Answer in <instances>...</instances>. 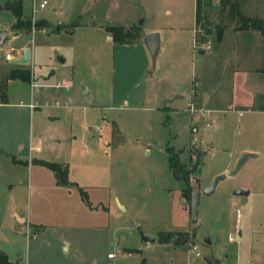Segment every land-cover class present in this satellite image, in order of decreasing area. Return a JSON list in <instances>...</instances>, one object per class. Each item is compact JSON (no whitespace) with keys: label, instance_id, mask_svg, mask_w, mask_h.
<instances>
[{"label":"rangeland","instance_id":"rangeland-1","mask_svg":"<svg viewBox=\"0 0 264 264\" xmlns=\"http://www.w3.org/2000/svg\"><path fill=\"white\" fill-rule=\"evenodd\" d=\"M240 1L248 5L242 14H262L264 0ZM213 2L218 9L219 0ZM47 7L66 26L57 33L48 29V36L38 30L30 32V47L37 55L28 65L32 81L52 83L54 75L49 81L45 77L58 64L55 57H61L67 70L63 76L72 82L69 94L84 104L103 102L107 107L100 114L112 116L120 131H114L115 139L121 145L110 150L111 146L98 138L107 124L101 120L88 123L87 137L93 135L94 139L85 145L93 156L79 162L94 170L95 184L106 187L96 191L94 198L104 203L105 212L99 210L95 216L87 214L75 188L54 184L52 172L29 159L14 161L0 152V264H137L140 257L135 252L126 254L127 249L143 245L137 227L143 235L158 232L157 240L170 233L176 243L181 234L188 233L184 243L162 248L154 244L152 250L142 252L143 257H162L166 264L169 257L172 264H182L185 259L190 264H204V254L222 264H264V111L228 108L231 68L254 64L264 70V37L259 34L257 42L247 32H238L242 30L224 13L223 39L212 43L211 32L201 46L196 37L204 32L194 28V0H48ZM28 8L30 13V3ZM205 14L212 27L217 12L206 8ZM34 16L38 18L37 13ZM105 25H138L140 34L158 31L162 50L155 68L146 48L144 59L138 51L142 35L128 44L113 43L107 39ZM205 45L208 47L203 48ZM198 47L207 52L199 54ZM3 56L0 53V80L5 70ZM144 66L148 70L142 71L141 77ZM192 77L200 82L195 91ZM140 87H145V106H169L173 112L165 109L161 115L139 108L129 110L124 104L111 107L112 96L137 93ZM84 90L92 93V100L82 98ZM6 93L8 103L0 106V148L13 150L30 134L33 140H42L41 156L59 160L56 158L66 146L44 136L48 122L41 106L34 109L30 132L28 104L32 101L39 106L49 90H30L28 81L12 78ZM189 101L209 111L193 123L197 132L192 134L186 111ZM96 125L101 127L99 132ZM192 137L195 147L205 149L193 172L194 159H182L189 154ZM167 146L174 149L173 155L182 157L177 161L183 169L173 178L167 167ZM242 151L257 153V157H248L234 176L219 180L211 194L199 196L195 235L191 237L193 225L188 219L182 227L181 215H185L179 212L180 206L189 214L190 191L200 190L214 175L231 169ZM87 170L83 167L80 176ZM236 188L249 193L233 195ZM12 210L24 215L26 221L20 224ZM204 238L209 244L203 243ZM63 239L70 243L67 252ZM192 245L198 256L191 251Z\"/></svg>","mask_w":264,"mask_h":264},{"label":"crops","instance_id":"crops-1","mask_svg":"<svg viewBox=\"0 0 264 264\" xmlns=\"http://www.w3.org/2000/svg\"><path fill=\"white\" fill-rule=\"evenodd\" d=\"M15 1H19L21 3V13H22V19H32V21L36 20L37 22L42 23L43 25L40 26L39 28H31L30 31H26L23 29H13L12 25L16 22V17L15 15L8 9L4 8L3 5L7 2H15ZM36 1H40V0H36ZM238 2V6L240 7L239 10L242 11L244 8L246 9L247 2H242L240 0H237ZM29 3H30V13H29ZM27 5V7H26ZM31 5H32V1L30 0H2L0 2V32H5L8 35H10V39H6L3 44L0 46L1 51L0 53L3 52V57H4V63H5V70L4 73H2L1 75L3 79L4 75L7 74L10 70L12 69H28V65L30 64L31 61H35L37 58L36 55V50H34V48L30 47V32L31 31H35L38 30L43 34H46L47 36L49 35V33H47V30L50 29L51 32L57 33L58 31H60L61 29H65L66 24H64L61 20H59L57 17L54 18V10H50L48 9L47 5H48V0H46L45 5L42 8H36L37 11L35 12H31ZM253 5V4H252ZM244 7V8H243ZM253 9L255 8V6H252ZM262 8V14H245V16H249V17H258L260 19H262L264 21V8ZM244 9V10H245ZM53 12V13H52ZM34 13L38 14V18H35ZM242 13V12H241ZM59 14V13H58ZM55 14V15H58ZM244 15V14H243ZM53 17L54 20H51ZM75 26V24H71V26ZM87 26H93L91 23H87ZM107 26V25H105ZM104 26V29H105ZM132 25L129 26H122L124 28H128ZM67 31L71 32L70 28L67 29ZM106 31V30H105ZM195 31V29H194ZM150 32V31H149ZM158 32V31H157ZM238 32H247V34H250L249 37L250 39H255L257 42L258 40H260L259 38V32L257 31H247V30H242V31H238ZM107 33V39L111 40V36L109 35V33L106 31ZM159 33V32H158ZM143 33H141L142 35ZM224 32L222 33L221 39L220 41L223 39L224 37ZM219 41V42H220ZM264 41V39L262 40ZM142 42V40H141ZM162 37L161 35H159V50L156 56V59L160 53V51L162 50ZM206 43H201V46L204 45ZM137 46V45H136ZM28 47L29 48V61L25 64H17V63H10L7 61V59H11L13 57H21L23 54L24 49ZM208 47V45H205L206 48ZM139 53L141 55V58L144 59L145 57V46L142 42V45H140L139 47ZM141 48V49H140ZM199 48V47H198ZM203 48H199V54H203L205 51ZM209 52V51H208ZM211 53V52H209ZM255 56V55H254ZM255 61L257 60V57H254ZM253 58V61H254ZM155 59V62H156ZM55 60L57 61L58 64H56L53 67V70H51V72L45 77L46 81H49V77L51 75H54V80L52 83H57V82H61L64 83L66 85L65 88L60 87L58 90H53L51 88L48 89H44V91L49 90L48 95L44 96L43 99H41V97H39V101L41 99L42 103L37 106L36 102H32L30 101V103L28 104V117L30 119V132L32 131V123H33V114H34V109L38 108V107H42L45 109L44 114L46 115L47 118V122H48V127H46L43 132H44V136L45 137H51L52 139H56V142L58 144H64L66 146L65 151L63 152V154L61 155L60 158H56L59 160L53 161V160H48V158H44V156H41L40 154L43 152V148H42V140H40V138H37L40 140V150L38 152H30L29 151V143L30 140H33L29 134L28 138L25 139L23 142L19 143L17 142L14 146L15 149L11 150V148L9 149H1L0 148V152L5 154L6 156H12L11 159H13L14 161H18L17 159H29V161L33 162L36 165H40L42 167H44L43 165H41L38 161H46V162H53V163H58L62 166H65L67 169V173H66V178H67V182L65 184H61L70 188H75L76 191H78V193L80 194V196H82V203L83 206L85 208V210L87 211V214L89 215L90 213L93 214V216L97 215L99 210H103L101 213L105 212V206L104 203L102 201H97L94 197H96V191L99 189L104 190V188L106 189V187L103 185H98L95 184L94 178L95 175H93L94 170L90 171L87 170L89 168H87V165H83L81 164L82 159H91L93 156V152L92 150H90L89 148L86 147V143L89 142V140H93L94 136L91 135L90 139H88V135L86 134V130L88 128H91L89 126V122H96L98 120H101L102 122H105L107 124L105 131L103 134H99L98 133V138L102 139V141L104 142L103 145H110L111 149L110 150H114L116 147L121 145L120 140L115 139V135H114V131L116 130L117 132H120L118 129V125H116V123L114 122V120L112 119V116L109 118H106L105 116L100 114V111L105 109V104H103V102L96 100L94 102V104H84L82 103L81 99H77L76 97L72 96L71 94H69V90L72 87V82L71 80L64 78V73L67 71L64 67H63V63L64 60L61 57H55ZM148 66V63H147ZM147 66H144L141 70V74H139V76L142 77L143 72H146L148 70ZM155 68V66H154ZM30 71V70H29ZM143 71V72H142ZM230 75V105H229V109H237L238 111H249V110H260L262 109L264 111V70H259L256 67L253 66H244L241 68H231L230 73L228 74ZM9 80V79H8ZM8 80H7V87H8ZM146 78H143V81L145 82ZM137 82V80L135 81ZM192 90L195 91V88L197 87V85H199V79H195V77H192ZM29 83H33V84H37L34 83L30 77V81ZM31 86H30V90H31ZM141 91L137 92V93H131V94H125V95H120L119 97L115 98L114 96H112V98L110 99L111 102V107H114V109L116 107H119V105L124 104L125 108H129V110H135L136 108H139L141 110H147V111H152V112H159L161 115L162 113H164L165 109L166 112L168 113H172L173 110L169 108V106L166 107H158V106H145L146 103V92H145V87H140ZM191 90V98L193 96V91ZM195 94V92H194ZM165 96V95H164ZM43 97V96H42ZM82 98H84L86 101H90L93 98V95L90 91H86L84 90V92L82 93ZM117 99V100H116ZM140 100L139 104L137 103V101ZM191 100V99H190ZM72 101H75V104H72ZM115 102H118V106ZM8 103V96H7V102L6 103H1L0 102V106H4V104ZM34 103V104H33ZM38 103V101H37ZM193 103V102H192ZM30 104L33 105V107H30ZM21 104L17 105V108H20ZM110 107V106H109ZM24 108V107H22ZM227 109V108H226ZM23 111L25 109H22ZM21 111V110H20ZM103 114V112H101ZM97 131L99 132V130L101 129V127L99 126H95ZM88 140V141H87ZM91 142V141H90ZM199 143L202 144V140L199 138ZM114 146V147H113ZM168 147V146H167ZM167 147L165 148V150L167 149ZM106 149V147H104V150ZM166 152V157H168V153ZM106 156L108 155V152L104 153ZM91 157V158H89ZM167 160V159H166ZM22 161V160H21ZM28 162V161H27ZM109 162H111V159L109 160ZM83 167L86 168V175L84 176H80V173L83 169ZM167 167H168V163H167ZM46 168V167H44ZM46 170L50 171V173L52 172L51 170L47 169ZM169 170V167H168ZM170 174L171 171L169 170ZM53 178H54V184L58 185V183L56 182V177L55 174L52 172L51 173ZM171 177L173 178L172 174ZM107 189H109L107 187ZM176 194L179 195V190L176 189ZM249 193V191H248ZM180 199V197H178ZM181 201V199L179 200ZM118 208L121 211L125 210V206L117 203ZM179 212L183 213L182 216L181 215V223H183L182 227H184V223H186L189 219V214L187 211H183V208L180 206V210ZM12 215H14L16 217V220H18V222L20 224H23L26 221V217H24V215L19 214L17 211L12 210L11 212ZM99 217V215H98ZM134 225H137V222L134 223ZM192 225V224H191ZM138 228V227H137ZM169 231V230H168ZM171 231V230H170ZM175 231V230H172ZM177 231H182V232H186L185 230H177ZM157 233L158 232H152V233H148L146 234L147 236H153L154 239L153 241H144L143 239V245H138V247L136 248H129L127 249V255L130 254L131 251L136 253V256L140 257V261L137 262V264H166L164 262H162V257H158V258H153L152 256L150 257H143L142 256V252L143 251H150L152 250V246H155L154 244H157V246L159 247H166L168 245H174L177 243H184V241H179L176 243L174 242V238L171 239V241L169 242H158L157 240ZM184 234V233H183ZM63 241V250L64 252H67L70 248V243L65 241L64 239ZM209 244V243H208ZM264 252V249H263ZM109 254V253H108ZM107 254V255H108ZM6 255V254H5ZM123 255V254H122ZM196 256V255H195ZM113 257V256H111ZM109 257V258H111ZM212 259L213 257L210 256ZM147 258H149V261L151 260V262L147 261ZM173 258L169 257L168 261L169 264H172ZM213 261H216L213 259ZM190 261L188 260H184L182 264H190ZM204 264H207L204 260H203ZM217 262V261H216ZM168 264V263H167ZM217 264H222L221 261H218Z\"/></svg>","mask_w":264,"mask_h":264},{"label":"trees","instance_id":"trees-1","mask_svg":"<svg viewBox=\"0 0 264 264\" xmlns=\"http://www.w3.org/2000/svg\"><path fill=\"white\" fill-rule=\"evenodd\" d=\"M211 3L212 0H194V28L198 26V28H200V30L204 32L203 36L199 37L198 35L196 37V41L205 43L208 41L207 36L210 35L211 32H214L212 43H218L221 39L223 31L226 28L225 24L222 22L223 18L226 17L224 16V13L225 15H227V20L235 21L238 30H254L259 32L264 37V21L258 17H249L243 15L239 10L237 0H219L218 9H214L215 12H217V18L212 22L213 28L210 27V23H208V21L206 20L205 10L206 8L213 10L211 8ZM3 7L10 10L16 17V22L12 25L13 29H23L26 31H30L31 28L36 29L43 25L36 20L31 22L30 19H22L21 3L19 1L7 2L3 5ZM105 30L111 36V41L113 43L128 44L141 36L140 27L138 25H132L128 28H124L122 26L107 25L105 26ZM12 78H18L22 81L29 82L30 71L27 69H12L4 75L3 79L0 80L1 103L7 102V80ZM166 151L167 153L168 151L170 153L167 157L169 170L171 171L172 175L176 176V174L183 169V166L179 165L177 159H174L175 155L172 154L174 151H171V148L167 147ZM38 162L55 174L56 182L58 184H65L67 182V169L65 166L53 162ZM190 170L191 172H193L192 167ZM172 238L173 236L170 233H166L164 237H158V242H169ZM174 240L176 241V239ZM2 255L4 258H6L4 254ZM213 264H217V262L213 261Z\"/></svg>","mask_w":264,"mask_h":264},{"label":"water","instance_id":"water-1","mask_svg":"<svg viewBox=\"0 0 264 264\" xmlns=\"http://www.w3.org/2000/svg\"><path fill=\"white\" fill-rule=\"evenodd\" d=\"M211 6L213 9L217 8V4H214L213 0L211 3ZM138 23H140V21H138ZM6 39H10V35H8L5 32H0V46L3 44V42ZM142 42L149 54L150 57V62H151V66L152 68H154L155 66V59L159 50V33L157 31H150V32H146L142 34ZM8 62L10 63H17V64H25L29 61V48L26 47L23 51V54L21 57H13L11 59H7ZM200 154V151H198L197 156ZM248 157H257V153L254 152H250V151H242L240 152L239 156L237 157V159L234 162V165L231 169L222 172V173H218L216 175H214L212 177V179L210 180V182L203 186L200 190H192L189 193V198H188V209H189V221L190 223L193 225L192 229H191V237H193L195 235V227L194 225L197 223V206H198V202H199V196L202 195H209L213 192L217 182L225 177H231L234 176L237 171L241 168V166L245 163V161L247 160ZM197 161L198 159H195L194 164L192 165V171L195 170L196 166H197ZM233 195H246L248 194V190L247 189H243V188H236L232 191ZM138 230V234L140 235V237L144 240V241H153L154 237L153 236H147V235H143L141 233V230L139 228H137ZM185 236H183L182 240H185ZM181 240V241H182ZM204 244H208L209 240L208 238H204L203 240ZM202 259L207 263V264H213V261L210 257L209 254H204L202 256Z\"/></svg>","mask_w":264,"mask_h":264},{"label":"built area","instance_id":"built-area-1","mask_svg":"<svg viewBox=\"0 0 264 264\" xmlns=\"http://www.w3.org/2000/svg\"><path fill=\"white\" fill-rule=\"evenodd\" d=\"M32 1V5H31V12L33 13L35 11L36 8H42L45 3L46 0H40V1H36V0H31ZM1 51V48H0ZM30 86L33 88H42L44 89H48L51 88L53 90H58L60 87L65 88L66 85L64 83L61 82H57V83H42V84H33L30 83ZM30 107H33L32 104H30ZM186 111L188 112V114L191 117V123H190V133H196L197 132V128L196 126L193 124L194 122L203 119L205 116L208 115L209 111L205 110L203 108L200 107H196L192 101H189L187 104V109ZM193 138V137H192ZM189 140L190 145L195 144L196 139ZM40 140L39 139H35V140H30L29 143V151L30 152H38L40 150ZM191 251L194 252V255L198 256L199 252L197 251V247L195 245H192ZM108 257L113 256L112 254H108Z\"/></svg>","mask_w":264,"mask_h":264},{"label":"flooded vegetation","instance_id":"flooded-vegetation-1","mask_svg":"<svg viewBox=\"0 0 264 264\" xmlns=\"http://www.w3.org/2000/svg\"><path fill=\"white\" fill-rule=\"evenodd\" d=\"M174 151V149H171V151ZM177 150V149H176ZM175 150V151H176ZM188 150H189V154H188V156H186V157H181V156H175L174 157V159H194V161H195V159H200V156H201V153L202 152H204V148L202 147V145H199V146H196L195 147V145H190V143H189V147H188ZM190 151H193V153H191ZM198 151H200V154L197 156V153H198ZM197 163H198V161H197ZM247 195V194H246ZM240 196H245V195H240ZM193 227V226H192ZM192 227H191V229H192ZM191 229H190V233H191ZM183 236H185L186 238H185V240H183L184 242H186L187 240H188V238H189V235H188V233H184V234H182L181 235V238H179L178 240L179 241H181L182 240V238H183ZM191 236V235H190ZM194 237V236H193Z\"/></svg>","mask_w":264,"mask_h":264}]
</instances>
